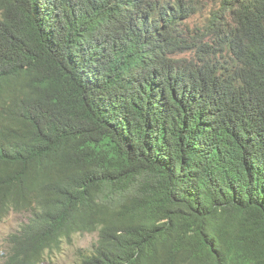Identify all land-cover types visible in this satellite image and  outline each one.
Returning a JSON list of instances; mask_svg holds the SVG:
<instances>
[{"label": "trees", "instance_id": "obj_1", "mask_svg": "<svg viewBox=\"0 0 264 264\" xmlns=\"http://www.w3.org/2000/svg\"><path fill=\"white\" fill-rule=\"evenodd\" d=\"M200 7L0 0L5 264H264V0Z\"/></svg>", "mask_w": 264, "mask_h": 264}, {"label": "rangeland", "instance_id": "obj_2", "mask_svg": "<svg viewBox=\"0 0 264 264\" xmlns=\"http://www.w3.org/2000/svg\"><path fill=\"white\" fill-rule=\"evenodd\" d=\"M221 0H200V9L194 14L190 21V27L198 30L204 29L208 23L211 12L215 11ZM198 38H202L203 33L195 31ZM209 51L206 48L198 49L197 52ZM211 51V49H210ZM195 52L181 54L178 58L191 60ZM196 55V54H195ZM196 58V57H195ZM27 215L24 213L10 212L8 215L0 219V264H5L8 255L7 239L10 235L16 233L20 225L26 222ZM97 233L91 234H75L71 244L63 243L60 250L56 252H46L44 259L40 264H79L80 255L88 253L95 243Z\"/></svg>", "mask_w": 264, "mask_h": 264}, {"label": "bare ground", "instance_id": "obj_3", "mask_svg": "<svg viewBox=\"0 0 264 264\" xmlns=\"http://www.w3.org/2000/svg\"><path fill=\"white\" fill-rule=\"evenodd\" d=\"M126 11H127V10H126ZM7 13H8V12H7ZM19 15H20V14H19ZM10 17H11V16H10ZM34 91H35V90H34ZM85 114H86V113H85ZM87 114H88V113H87ZM93 116H94V115H93ZM90 120H91V119H90ZM78 122H79V121H78ZM74 123H75V122H74ZM75 124H76V123H75ZM84 125H85V124H84ZM75 129H76V128H75ZM45 142H46V141H45ZM47 151H49V150H47ZM179 151H180V150H179ZM43 153H44V152H43ZM177 154H178V153H177ZM45 155H46V154H45ZM143 162H144V161H143ZM147 171H148V170H147ZM142 173H143V172H142ZM148 173H149V172H148ZM151 174H152V173H151ZM154 176H155V175H154ZM158 176H159V175H158ZM101 177H102V176H101ZM138 177H139V176H138ZM144 177H145V176H144ZM150 177H151V176H150ZM122 178H123V177H122ZM148 179H149V178H148ZM153 179H154V177H153ZM153 179H152V180H153ZM159 179H160V178H159ZM109 180H110V179H109ZM137 180H138V179H137ZM152 180H151V181H152ZM141 181H142V180H141ZM133 182H134V181H133ZM137 182H138V181H137ZM147 183H148V182H147ZM147 183H146V184H147ZM134 185H135V184H134ZM132 187H133V186H132ZM139 187H140V186H139ZM136 191H137V190H136ZM123 192H124V191H123ZM138 193H139V191H138ZM166 201H167V200H166ZM169 202H170V201H169ZM165 211H166V210H165ZM157 221H158V220H157ZM161 224H162V223H161Z\"/></svg>", "mask_w": 264, "mask_h": 264}]
</instances>
